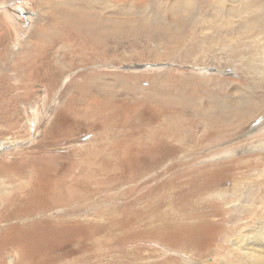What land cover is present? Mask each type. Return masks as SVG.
<instances>
[{"label":"rangeland","instance_id":"374dc122","mask_svg":"<svg viewBox=\"0 0 264 264\" xmlns=\"http://www.w3.org/2000/svg\"><path fill=\"white\" fill-rule=\"evenodd\" d=\"M150 2L0 0V264H231L235 249L248 253L238 264H264V213L251 206L264 188V109L240 104L264 97V57L229 52L259 40L263 13ZM199 89L233 118L217 136L188 107ZM180 131L194 137L186 153ZM192 201L215 210L200 231L185 210L170 217Z\"/></svg>","mask_w":264,"mask_h":264},{"label":"bare ground","instance_id":"6f19581e","mask_svg":"<svg viewBox=\"0 0 264 264\" xmlns=\"http://www.w3.org/2000/svg\"><path fill=\"white\" fill-rule=\"evenodd\" d=\"M70 1V0H69ZM72 1V0H71ZM186 1V0H185ZM207 1V0H206ZM217 1V0H216ZM230 3H234L235 4V6L236 7H233V9L232 8H230V10H232V13L235 11V13H238V10H239V8H242V7H244V6H248V5H250L251 4V2H253L254 4L255 3H258V5H259V7H258V9L259 10H261V11H259V12H261V14L263 15L262 17V20H256V22H254V24L252 25L253 26V29L251 30V31H254V32H256L257 33V35H259V40L258 39H254V38H251V39H249V40H246V39H244V38H242L240 41H238V44L236 45V47H234V48H232V50H229V52H230V55H231V58L232 57H234V58H240V59H243V58H246V57H253V56H255V57H258L259 55H261L262 57H264V5L262 6L261 5V2L263 1V0H228ZM212 2V1H211ZM244 2V3H243ZM71 3H73V2H71ZM85 3V2H84ZM87 3V2H86ZM228 3V2H227ZM243 3V4H242ZM253 4V5H254ZM233 5V4H232ZM74 6V5H73ZM151 6H155V0H151V2H150V7ZM234 6V5H233ZM137 7V6H136ZM239 7V8H238ZM138 8V7H137ZM229 9V8H228ZM196 12V10L193 12H190V14H194ZM258 12V14H260ZM69 16V15H68ZM76 16V15H75ZM146 16V15H145ZM257 16V15H256ZM44 17V16H43ZM65 17V16H64ZM72 17H74V16H72ZM71 18V17H70ZM62 19V18H61ZM257 19V18H256ZM89 20V19H88ZM95 20V19H94ZM252 20V19H251ZM151 21V20H150ZM149 21V22H150ZM253 21V20H252ZM130 22V21H129ZM68 25V24H67ZM248 25V24H247ZM250 28H252V27H250ZM247 29H248V27H247ZM111 30V29H110ZM106 31H108V30H106ZM113 31V30H112ZM110 32V31H109ZM116 32V31H115ZM98 33V32H97ZM100 33V32H99ZM102 34V33H101ZM110 34V33H109ZM108 34V35H109ZM263 34V35H262ZM111 36V35H110ZM113 36V35H112ZM256 36V35H255ZM46 37V36H45ZM253 59V58H252ZM251 59V60H252ZM247 60H248V58H247ZM239 61V60H238ZM207 80H209L208 78H207ZM205 90H207V87H203ZM217 88V87H216ZM183 90V89H182ZM204 90V91H205ZM199 91H201L200 89L199 90H195V91H193L192 93H193V95L191 96V98L193 97V96H196V93H199ZM210 92L212 91V89L211 90H209ZM261 92H262V94H263V96H264V86H263V88L261 89ZM249 93H250V91H249ZM214 92L212 93V96H213V99H214ZM261 94V95H262ZM248 95V94H247ZM258 95H260V94H258ZM189 97H190V95H188ZM186 97V96H185ZM201 95H199V94H197V96H196V98H195V102H194V105H196L197 107L196 108H194V107H192L191 106V104H189V108H190V110L192 109V115H194V113H196L197 111H201L199 114H198V117H200L202 120H206V125H207V127H209V128H211V130H212V135H215V136H217V132H218V134L220 133V132H222L224 129H225V127H228V126H230V124L233 122V118H228V117H226L225 116V113L223 114L224 116H222V114H221V112H218L219 110H221V111H226L227 110V107L226 106H224V105H222L221 104V101L219 100V99H217L216 101H213V106L211 107V106H205V104H203V102H202V100H201ZM188 98V97H187ZM190 98V99H191ZM193 98V99H194ZM200 99V101L199 102H197V100L196 99ZM252 98V100H250V98L249 97H244V100H243V102H241L240 104H246V105H248V104H252L253 106H255V107H257V111H259V110H263L264 109V97H260L259 96V98L261 99V101H259V100H255V99H253V97H251ZM255 98V97H254ZM205 100V99H204ZM210 100V99H209ZM193 101V100H192ZM191 101V102H192ZM254 101H256V102H254ZM190 102V101H189ZM193 103V102H192ZM210 104V103H209ZM240 104H239V106H240ZM254 107V108H255ZM256 109V108H255ZM256 111V110H255ZM232 112H234V114L236 115V116H238L237 117V125H242V124H244L245 123V119H243V118H246V117H248V116H241V115H238V108L237 107H234V108H232ZM218 113V114H217ZM202 115V116H201ZM187 116V115H186ZM197 116V115H196ZM250 116H253V115H250ZM225 117V118H224ZM196 118V117H195ZM184 119H189V120H186V123L187 124H190V123H192L193 121V119H192V117H186V118H184ZM225 119H226V121H225ZM182 120V119H181ZM201 120V121H202ZM235 120V119H234ZM199 121H200V119H199ZM188 122H190V123H188ZM171 123V122H170ZM198 123H200V122H198ZM203 123V122H202ZM186 124V125H187ZM172 127V126H171ZM262 127H264V124L260 127V128H262ZM185 128V127H184ZM188 128V127H187ZM186 128V129H187ZM259 128V129H260ZM187 131V130H186ZM190 131V130H189ZM206 132H207V130H206ZM256 132V131H255ZM190 133H191V131H190ZM173 134V133H172ZM189 133H187L186 134V132L185 131H180V132H178V134H173L176 138H177V142H178V144H179V146H177V148H179V152H182V151H184V153H186V152H188V148H192L193 146H194V144H193V142L191 141V139L190 138H194V137H191V135L189 136L188 135ZM204 135H208V134H204ZM175 138V139H176ZM197 139V138H196ZM206 139H211V137H209V138H206ZM193 140V139H192ZM198 140V139H197ZM205 141V140H204ZM171 143V142H170ZM1 145H3V144H1ZM189 155H187V157H188ZM250 161V159L248 160V162ZM251 165V164H250ZM173 167V166H172ZM171 169V168H170ZM177 169V168H176ZM239 169H241V167H240V165L239 164H237L236 165V167L234 168V170H236L238 173L240 172L239 171ZM180 170V169H179ZM190 170V169H189ZM192 170H193V168H192ZM173 171V170H172ZM199 172L201 173V170H199ZM233 172V171H232ZM235 172V171H234ZM253 172V171H252ZM250 173H251V171H250ZM237 174V173H236ZM185 175H186V173H185ZM171 176H173V175H171ZM238 176H239V174H238ZM222 177V176H221ZM237 177V176H236ZM240 177V176H239ZM246 178V177H245ZM240 179V180H239ZM238 180L241 182V178H239ZM237 180V179H236ZM235 180V181H236ZM220 181V180H219ZM238 181V182H239ZM217 182V181H216ZM237 181L235 182V183H232L231 184V191L232 192H236V191H238V189L240 188H238V189H236L237 187V185H239V183H238ZM177 183V182H176ZM219 184H221V183H219ZM226 185V184H225ZM221 188H223V187H221ZM172 189V188H171ZM171 189H170V203L172 204V207H173V204H176V200L175 201H173V199L171 200V196H172V191H171ZM224 189V188H223ZM229 189L228 190H225V191H221V192H219L218 194V196H217V199H219V200H222V201H224L222 204H224V203H226L227 202V199H228V197H227V194H228V192H231ZM261 192H263V194L262 195H260L259 197H256L255 198V200L253 201V204H251V206H256V210L257 209H259V210H263V212L262 213H264V188L261 190ZM203 194V193H202ZM217 194V193H216ZM260 194V193H259ZM174 196V195H173ZM186 196V195H185ZM167 197V196H166ZM207 198H209V200L210 199H212V198H214V194L213 193H207ZM206 198V199H207ZM177 199V198H176ZM209 200H206V201H209ZM259 202H260V204H259ZM151 203V202H150ZM201 203H202V201H199V204H196V203H194L193 201L192 202H190L188 205H186V206H184L183 208H181L179 211H177V212H175V213H171L170 212V217H174V216H181V215H183L182 213L184 212V210H185V213H187L188 215H187V217L185 218V220H187V221H190L189 223H191V225H190V229H192L193 227H194V230H199L200 231V229H201V226L203 225V223H205V222H208V221H210V215H209V212H211L213 215H215V210L213 211V210H210V206L211 205H209L207 202H204L203 201V207H202V205H201ZM171 204H170V206H171ZM227 204V203H226ZM256 204V205H255ZM175 206V205H174ZM171 207V208H172ZM170 208V209H171ZM187 208V209H186ZM252 209V208H251ZM251 209H250V207L244 212V215H246L247 213H248V211L250 210V212H252L251 211ZM172 210V209H171ZM167 211V210H166ZM155 212H157V211H155ZM168 212V211H167ZM249 212V213H250ZM256 212H258V210L256 211ZM44 214L46 213V211L45 212H43ZM148 213V212H147ZM158 213V212H157ZM229 213H231V212H229ZM248 213V214H249ZM261 213V214H262ZM42 214V213H41ZM65 214H67V213H65ZM152 214V213H151ZM159 214V213H158ZM164 214V213H163ZM28 215H30V214H28ZM185 215V214H184ZM150 216V215H149ZM151 216H155V218H157L156 216L157 215H151ZM65 217V216H64ZM161 217V216H160ZM238 217H239V215H238ZM249 217V216H248ZM260 217L258 214H256V213H253L252 212V217L251 218H255V219H258V218ZM145 218V217H144ZM237 218V217H236ZM236 218L234 217V215H232V214H230L229 215V217L227 218L229 221H236ZM250 218V217H249ZM262 218L263 217H261V218H259L258 220L260 221V220H262ZM146 219H148L149 220V218H146ZM238 219H241V218H238ZM245 219V218H244ZM138 220V219H137ZM143 220V219H142ZM151 220H154V218L153 219H151ZM197 220V221H196ZM242 220V219H241ZM155 221V220H154ZM227 221V220H226ZM144 223H145V225H147V224H149V223H151L150 221H143ZM171 222V221H170ZM194 222H197L198 223V226L197 225H195L194 224ZM239 222L240 221H236L235 223H233L232 224V226H231V233L233 234V233H235L237 230H238V228H240V224H239ZM223 224H224V222H223ZM152 225V224H151ZM172 226V225H171ZM173 227V226H172ZM171 227V228H172ZM263 232L261 233L260 232V235H262V237H264V230H262ZM196 233H197V231H196ZM196 233H195V235L194 236H196ZM225 233H226V236H225V240L227 241V235L230 233V230L229 229H227L226 231H225ZM199 234H200V232H199ZM146 242V241H145ZM161 242V241H160ZM147 243V242H146ZM143 245V244H142ZM145 245H147V244H145ZM158 245V244H157ZM147 246H149V245H147ZM151 246H153V245H151ZM149 248V247H148ZM154 248V247H153ZM157 248V247H156ZM150 249V248H149ZM155 249V248H154ZM247 249H249V248H247ZM153 250V249H152ZM156 250H159V249H156ZM144 252V251H143ZM143 252H141V253H143ZM184 252V251H183ZM256 252H257V255H256V258H257V260H259V261H264V248H257L256 249ZM139 254V253H138ZM144 254H145V252H144ZM144 254H142V255H144ZM155 254V253H154ZM246 254H248L247 252H246V250H245V252H241L240 250H238V249H235V250H233V252L232 253H230L229 254V256H228V258H231V261H232V263L231 264H236L237 262H240V260L243 258L242 256L243 255H246ZM253 254V253H252ZM254 255V254H253ZM147 256V255H146ZM150 256H152L151 255V253H150ZM138 258H139V256H137ZM170 258H172V257H170ZM169 258V259H170ZM144 260V261H143ZM175 260V259H174ZM141 261V262H140ZM143 261V262H142ZM138 262H140V264H143L144 262V264H151L150 262H147V260L146 259H139V261ZM154 262V261H153ZM152 262V263H153ZM218 262V261H217ZM155 263H156V261H155ZM158 263V262H157ZM160 263H161V261H160ZM163 263H165V262H162V264ZM167 263V262H166ZM173 263V262H172ZM176 263V262H175ZM178 263V262H177ZM128 264V263H127ZM139 264V263H138ZM159 264V263H158ZM184 264V263H183ZM214 264V263H213ZM238 264V263H237Z\"/></svg>","mask_w":264,"mask_h":264}]
</instances>
